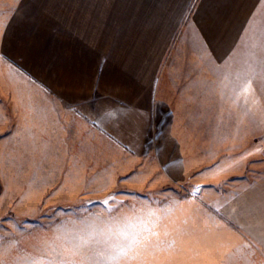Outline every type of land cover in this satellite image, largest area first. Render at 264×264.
Masks as SVG:
<instances>
[{
    "label": "rangeland",
    "instance_id": "1",
    "mask_svg": "<svg viewBox=\"0 0 264 264\" xmlns=\"http://www.w3.org/2000/svg\"><path fill=\"white\" fill-rule=\"evenodd\" d=\"M41 19L27 0H0V264H87L106 251L110 226L149 211L159 235L120 264H264L249 240L217 246L220 204L240 173L264 168V48H255L257 96L240 92L248 61L224 78L200 47L178 41L151 110L114 103L95 119L54 112L32 122L4 91L27 75L40 86Z\"/></svg>",
    "mask_w": 264,
    "mask_h": 264
},
{
    "label": "crops",
    "instance_id": "2",
    "mask_svg": "<svg viewBox=\"0 0 264 264\" xmlns=\"http://www.w3.org/2000/svg\"><path fill=\"white\" fill-rule=\"evenodd\" d=\"M27 1L42 16L40 86L27 75L25 86L15 82L4 91L14 96L13 110L24 112L27 121L52 120L54 112L73 119L77 111H90L95 119L98 110H111L114 103L151 110L178 41L200 47L206 62L225 69L220 73L224 78L232 62L248 61L245 94L260 93L255 48H264V0ZM39 105L41 116L34 112ZM240 177L218 208V253L231 242L236 246L249 240L264 254V168Z\"/></svg>",
    "mask_w": 264,
    "mask_h": 264
},
{
    "label": "snow or ice",
    "instance_id": "3",
    "mask_svg": "<svg viewBox=\"0 0 264 264\" xmlns=\"http://www.w3.org/2000/svg\"><path fill=\"white\" fill-rule=\"evenodd\" d=\"M247 81L240 86L242 93L248 90ZM115 199V196L111 197ZM106 202V201H105ZM133 211L136 209L133 206ZM156 214L154 212L138 213L135 216H125L123 221H116L115 228L109 227L108 234L105 236L103 243L107 245L105 252L97 253L95 258H89L87 264H120L122 258L127 257L128 253L141 244L151 242V237L158 236L155 230L157 221L152 220ZM87 242V241H85ZM28 264H74L71 261H54L37 258L29 261Z\"/></svg>",
    "mask_w": 264,
    "mask_h": 264
}]
</instances>
